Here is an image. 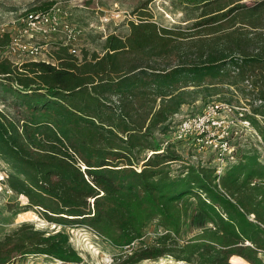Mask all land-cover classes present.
Here are the masks:
<instances>
[{"label":"trees","instance_id":"trees-1","mask_svg":"<svg viewBox=\"0 0 264 264\" xmlns=\"http://www.w3.org/2000/svg\"><path fill=\"white\" fill-rule=\"evenodd\" d=\"M254 1L199 2L206 12L196 26L208 40L194 62L171 64L183 37L146 14L129 22L125 38L108 35L101 54L78 58L58 45L54 64H14L0 54V101L11 103L12 116L0 111V156L10 167V187L29 201L24 212L40 208L49 222L86 226L120 249L141 242L151 222L164 230L115 264L166 257L264 264L259 157L244 155L218 176L213 167L185 164L160 138L199 94L243 84L252 97L245 104L250 120L264 139V0ZM223 27L228 32L214 38ZM28 255L83 262L63 232L47 236L22 224L0 239V264Z\"/></svg>","mask_w":264,"mask_h":264},{"label":"rangeland","instance_id":"rangeland-1","mask_svg":"<svg viewBox=\"0 0 264 264\" xmlns=\"http://www.w3.org/2000/svg\"><path fill=\"white\" fill-rule=\"evenodd\" d=\"M222 1L223 3H228L232 0ZM50 2H53L54 5L59 4L64 10L70 12L74 25L82 31L78 58H81L86 52L89 54H101L105 40L110 34H116L122 38L128 36L130 33L129 22H139L141 20L139 16L143 14L150 17L159 27L176 29V32L180 34L179 36L183 37L180 38V43L183 47L182 53L178 58H173L172 62H170L171 64H180L183 61H197L199 46L208 40L205 39L207 37H203L205 29L196 26L197 21L206 12L202 9L203 4L199 3L202 0H0V25H7V34L0 35V41L5 44L4 47L0 46V54L6 56L5 52L10 41V34L13 32L14 22L17 21L20 14ZM242 3L252 6L255 1L242 0ZM233 19L224 24L233 21ZM239 26L237 25L236 28H239ZM227 28H219V32L214 35V38L228 32V30L224 31ZM232 30L234 29L229 31L231 32ZM248 30L251 29L248 28ZM62 41L58 36L50 38L46 43L47 51L43 59L56 62L52 59V55L55 52L54 48H56V45ZM8 58L14 63L28 61L10 56ZM161 64H166V62ZM235 74L237 75L236 72ZM235 74L233 73L232 75L235 76ZM250 80L253 81L254 79L250 78ZM242 89H244L243 84L234 86L223 85L216 95L199 94L194 103L184 106L179 114L174 117L173 129L184 118L200 112L207 103L213 100L228 101L234 105L247 104V100L252 99V97L244 95ZM9 108H11L10 102L0 101L1 112L7 116H11ZM258 120L259 122L263 121L261 117H258ZM160 138L163 140L164 146L173 145V149L185 164L210 166L215 170L217 169L218 162L215 161L216 156H213V154L204 153L196 156L197 153L193 152V148L188 149L183 145L171 143V134ZM234 146L236 148V160L225 166L223 174L227 168L237 164L244 155L258 156L259 161L264 164V144H261L255 135L247 132L240 133L236 136ZM145 156H147L145 153L140 155L142 160L145 159ZM159 168H162V165ZM173 168L176 169L177 165L174 164ZM28 204L29 201L25 196L22 198L21 195L16 194L15 197L10 199L4 196L0 197V239L22 224H31L37 230L46 232L47 236L63 232L69 237L71 248L82 258L83 262L81 264H115L118 259L131 255L132 251L138 248L139 243L152 244L157 237L164 233V230L159 228L158 223L154 221L148 225L145 231L146 235L141 242H137L136 245L127 248H115L109 240L97 235L86 226H71L49 222L40 215L37 209L24 212V208ZM11 264H63V262L47 255H28L15 258ZM143 264L187 263L177 262L171 257H166L158 262H144Z\"/></svg>","mask_w":264,"mask_h":264},{"label":"built area","instance_id":"built-area-1","mask_svg":"<svg viewBox=\"0 0 264 264\" xmlns=\"http://www.w3.org/2000/svg\"><path fill=\"white\" fill-rule=\"evenodd\" d=\"M14 24L6 47V56L54 64V61L43 57L47 51L46 43L56 36L63 40L58 45L68 49L71 55L78 57L80 54L82 31L74 25L71 13L59 4L53 5L47 11L26 10L20 14ZM6 27L7 25H0L1 36L7 34ZM58 45L54 48L55 51ZM52 59L55 60L53 55ZM250 116H253L252 111L245 104L234 105L228 101L213 100L200 112L187 116L172 129L171 143L183 145L188 149L193 148V152L197 153L196 156L204 153L213 154L216 156L215 161L218 162L217 174L222 175L225 166L236 160L234 141L237 135L244 132L251 133L261 144H264ZM152 154L149 153V156ZM9 179L10 167L0 156V197L9 199L15 197L16 193L10 187ZM36 209L38 212L42 211L40 208Z\"/></svg>","mask_w":264,"mask_h":264}]
</instances>
